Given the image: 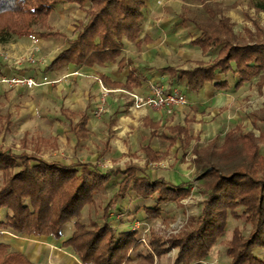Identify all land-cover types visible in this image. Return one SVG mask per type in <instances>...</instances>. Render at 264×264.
Masks as SVG:
<instances>
[{
  "label": "trees",
  "instance_id": "trees-1",
  "mask_svg": "<svg viewBox=\"0 0 264 264\" xmlns=\"http://www.w3.org/2000/svg\"><path fill=\"white\" fill-rule=\"evenodd\" d=\"M147 0H0V44L32 35V29L47 22L56 7L75 3L85 13L79 22L74 39L67 40L61 53L43 72L68 65L82 67L114 62L123 48V41L135 42L141 35V21ZM203 5L204 20L196 21L180 16V21L191 22L199 36L193 42L204 54L211 56L206 64L188 71L162 69L179 80L185 91H197L205 83L215 89L228 91L227 75L234 80V89L264 73V43L237 44L232 26L226 18L205 4V0H180ZM264 11V4L258 7ZM121 63V61H120ZM137 81V79L130 78ZM219 77V78H218ZM1 149V148H0ZM249 161L224 173L212 163L199 169L201 194L205 201L200 212L192 217L186 228L166 241L151 236L149 246L156 255L176 249L174 264H192L206 259L218 240L224 236L229 217L238 219L237 207L251 229L247 236L235 232L226 249L228 264H264L255 254L264 248V169L258 167L256 149L249 142ZM5 172L0 187V235L12 231L28 238H50L59 241L66 225H73L70 237L62 247L70 249L81 264H131L140 246L137 231L118 233L110 225L112 203L105 208L102 223H83L81 213L94 203V197L108 189L110 180L117 181L115 199L128 194L147 199L153 205L144 209L146 219H161V207L177 203L189 194L188 185L172 186L162 180L150 182L134 166L102 172L90 165H65L47 162L25 152L15 154L10 149L0 150V171ZM260 176H259V175ZM5 212L3 218L1 213ZM108 216V217H107ZM146 264L143 254L136 255ZM0 264H32L22 254L9 252L0 242Z\"/></svg>",
  "mask_w": 264,
  "mask_h": 264
},
{
  "label": "crops",
  "instance_id": "crops-1",
  "mask_svg": "<svg viewBox=\"0 0 264 264\" xmlns=\"http://www.w3.org/2000/svg\"><path fill=\"white\" fill-rule=\"evenodd\" d=\"M153 4V0L146 1L144 12L151 14L144 24L141 22L140 38L135 42L123 41L120 56L114 62L103 65L93 63L82 67L68 65L46 72L48 75L53 74L55 79L60 77L63 80L60 79L58 82L60 84L54 82L56 86L41 89L45 102L37 105L41 119L38 124L41 123L42 127L44 125L43 130L48 134L51 133L52 139L59 144L61 153L62 146L69 144L71 155L66 157L69 158L68 160L61 159L60 156L49 159L42 155L37 156L47 162L90 165L102 172L116 169L124 171L134 166L141 169L139 174L147 177L150 182L162 180L172 186L188 185L190 194L192 183L189 175L194 168L188 170L189 164L180 162V157L187 153L186 157L189 156L190 151L195 149L200 150L206 141L215 139V133L229 125V115L233 112L231 111L233 96L243 85L237 90L234 89V80L231 76V81L226 79L229 83L228 91L215 89L210 83H205L197 91H185L179 85L177 75L173 77V75L169 76L168 72H163L162 69L165 68L177 71L192 70L198 65L208 63L211 56L204 54L197 45L193 44L199 32L192 23H186L194 29L191 31H187L185 24L180 20L178 22L183 26L178 27L174 22L164 23L167 21L165 19L161 21L162 24H157L156 21L153 25L154 16L150 17L154 14ZM78 23L73 27L69 40L75 38ZM26 68V76L40 78L34 75L37 71ZM2 74L10 76L3 70ZM44 74L41 76H46ZM130 75L137 81L129 79ZM150 84L164 88H179L185 94L188 104L176 107L172 115H166L162 110L154 108L133 110L126 95L114 92L124 90L137 95H146ZM2 88L0 86V90ZM103 89L107 92L103 93ZM15 91L21 92V88H15ZM98 110H100L99 114H97ZM52 125L53 131L50 128ZM136 157H142V160L138 161ZM116 158H120L118 163L115 162ZM167 160L171 167L164 166L163 163ZM119 163L122 165L112 167ZM153 165L157 167L156 170H153ZM105 166L107 167L104 168ZM199 175L196 178L198 181H200ZM201 184L197 188L202 205L205 197L200 192ZM189 194L180 202L186 200ZM131 196L138 200L152 199H143L133 193ZM123 203H126L125 199ZM144 219L146 214L142 217V222L138 221L140 229L145 225ZM146 220L152 221V219ZM130 221L137 223L132 219ZM114 228L118 233L131 231L125 226ZM146 231L137 230V244L143 245L132 256L131 264L140 263L141 259L136 256L137 253L144 256L151 254L150 258H146V264H162L163 255L158 256L153 253L149 244L145 243L146 235L142 238L144 243L140 239ZM3 238L0 236V242L9 246V252L22 254L32 264H81L70 249L62 247V240L29 238L17 242ZM213 253L211 250L206 259L192 264L202 262L209 264L208 261Z\"/></svg>",
  "mask_w": 264,
  "mask_h": 264
},
{
  "label": "rangeland",
  "instance_id": "rangeland-1",
  "mask_svg": "<svg viewBox=\"0 0 264 264\" xmlns=\"http://www.w3.org/2000/svg\"><path fill=\"white\" fill-rule=\"evenodd\" d=\"M153 1L154 14L150 16L151 18L154 16L152 18L153 25L156 21H158L157 24H162L161 21L165 19L167 21L164 23L174 22L178 27L183 26L178 22V20H181L180 16L182 14L184 17L196 19V21L204 20L205 15L202 11L204 4L184 3L180 0ZM205 4L217 11L222 18L228 20L229 25L232 26L237 44L264 43V11L258 8L259 5L264 4V0H205ZM144 10L141 21L143 24L146 19H149L148 16L151 14L145 13ZM81 20H85V13L78 5L69 2L63 3L56 7L46 23L32 29L31 36L17 38L7 44H0V69L10 74V76L4 75L2 70L0 71V86L3 87L0 90V150L10 149L15 154L25 152L33 156L42 155L47 159L59 158V156L61 159H69L66 158L71 155L69 144L62 146L61 153L59 144L52 139L51 133L45 132L43 130L45 126L43 125L42 127L41 123L38 124L41 119L38 115L37 105L45 102L43 99L44 93L41 89L56 86L60 84L58 83L60 79L63 80L60 77L55 79L53 74H44L45 72H42L44 71L43 68L46 69L51 60L61 53L65 42L72 36L73 27ZM184 21V27H186L187 31L194 30L189 24L186 25L189 22L186 18ZM31 56L35 60L33 64L25 61ZM17 62H20V64ZM28 67L30 68L29 70L37 71L34 73L36 77H41L43 74L46 75L50 84L28 89L12 83H1L2 75L9 78L16 75L26 76L25 68L28 69ZM226 79L231 81V75H227ZM54 82H57V84ZM19 87L21 92H16L15 88L18 89ZM233 98V103H231L233 104L231 107L233 112H229V125L224 127L222 131L215 133V139L206 141V144L200 150L195 149V151H190L189 156L186 157L187 153L180 157V162L189 164L188 170L192 167L194 168L193 171L191 169L189 175L192 189L186 200L161 207L165 212L164 217L161 219L154 218L152 221L144 219L145 225L142 229L139 226L134 228L135 223H131L130 219L137 221V223L138 221L142 222V217L145 215L143 209L152 206L154 200H138L132 197L131 194L126 198L115 199L114 197L118 191L117 181L111 179L110 187L97 194L94 197V203L84 208L80 220L87 225L91 221L101 224L105 208L112 203L110 215L109 217L107 216L111 226L116 228L125 226L126 229L130 228L131 231L138 230L139 232L144 229L147 230L140 237L142 241L144 235L147 236V238L145 236L146 244L149 243L152 235L156 236L160 241H166L171 236L181 233L189 224L190 219L196 217L200 211L201 196L197 187L202 182L196 178L203 171L199 170L198 164L200 167H204L211 161L210 163L215 166L219 165L220 170L227 173L232 167H237L249 161L251 154L249 149L250 142L256 149L258 167L264 169V73L244 84ZM50 128L52 131L54 130L53 125ZM195 152L196 154H194ZM136 158H138V161L142 160V157ZM119 161L120 158H116L115 162L118 163ZM99 163L103 164V162ZM163 164L165 167H171L169 160ZM117 165L121 166L122 163L112 165V167ZM152 168L156 170L157 167L153 165ZM10 170L13 173L14 170ZM10 170L0 171V187L3 185L5 172L10 173ZM124 199L126 203H123ZM118 208L123 209L119 210ZM236 211L239 218L229 217L227 219L224 236L218 240L217 245L212 249V253H214L209 259L210 261H208L209 264H228L230 259L226 254V249L233 239L234 233L238 232L244 236L248 235L251 224L241 213L243 211L242 207H237ZM4 214L5 212L1 213V218H3ZM119 214L122 215L121 218L118 217ZM72 232L73 225H66L63 229V237L60 240L68 239ZM0 236L4 237L3 240L10 239L17 242L29 239L26 236H19L10 230L2 232ZM146 249L148 250V248ZM176 254L177 250H170L161 254L164 257L162 264H172ZM255 254L260 260L264 261V248H258ZM131 256H134V254H131Z\"/></svg>",
  "mask_w": 264,
  "mask_h": 264
},
{
  "label": "built area",
  "instance_id": "built-area-1",
  "mask_svg": "<svg viewBox=\"0 0 264 264\" xmlns=\"http://www.w3.org/2000/svg\"><path fill=\"white\" fill-rule=\"evenodd\" d=\"M35 39V38H34ZM36 42V41H35ZM25 61L29 64L35 63L34 58L28 57ZM20 64V62H17ZM21 66V65H19ZM77 75V73H74ZM1 83H12L16 85H21L28 89H33L39 86L50 84L46 76H41L40 78H35L34 76H13L11 78L3 76ZM100 83V82H99ZM107 91L103 89V93ZM116 93H122L126 95L131 104V109L140 110L143 108H154L162 110L166 115H172L176 107L184 106L187 104V99L185 94L179 88H164L162 86H157L150 84L149 92L146 95H137L124 90H116ZM100 110H98V113ZM122 215H118L120 218ZM139 223L134 224V228L138 227ZM144 243V241H142ZM201 264H207L202 262Z\"/></svg>",
  "mask_w": 264,
  "mask_h": 264
}]
</instances>
